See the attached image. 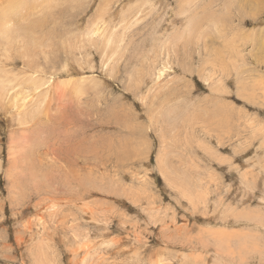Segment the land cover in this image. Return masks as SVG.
Returning a JSON list of instances; mask_svg holds the SVG:
<instances>
[{
    "label": "rangeland",
    "instance_id": "374dc122",
    "mask_svg": "<svg viewBox=\"0 0 264 264\" xmlns=\"http://www.w3.org/2000/svg\"><path fill=\"white\" fill-rule=\"evenodd\" d=\"M10 27L0 264H264V0H0Z\"/></svg>",
    "mask_w": 264,
    "mask_h": 264
},
{
    "label": "bare ground",
    "instance_id": "6f19581e",
    "mask_svg": "<svg viewBox=\"0 0 264 264\" xmlns=\"http://www.w3.org/2000/svg\"><path fill=\"white\" fill-rule=\"evenodd\" d=\"M7 5H8V7L5 9V16L7 18H10L11 16H13V14H11V11H13L12 8L14 6V3H12V2L8 3L7 2ZM15 33H17V31L11 30V27H10V29L7 32H5L2 29H0V34L3 35V36H0V45L3 42L11 41L13 39V36H14ZM5 83H8L6 75L5 74L4 75H0V96H5L6 93H7V89L4 86Z\"/></svg>",
    "mask_w": 264,
    "mask_h": 264
}]
</instances>
